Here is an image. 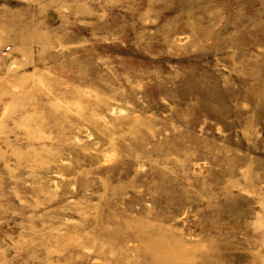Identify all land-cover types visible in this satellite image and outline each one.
Masks as SVG:
<instances>
[{"label": "rangeland", "instance_id": "374dc122", "mask_svg": "<svg viewBox=\"0 0 264 264\" xmlns=\"http://www.w3.org/2000/svg\"><path fill=\"white\" fill-rule=\"evenodd\" d=\"M0 264H264V0H0Z\"/></svg>", "mask_w": 264, "mask_h": 264}]
</instances>
